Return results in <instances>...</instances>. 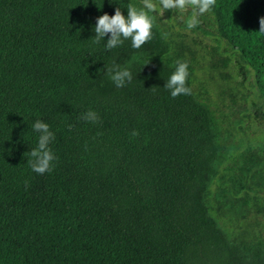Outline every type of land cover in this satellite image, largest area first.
<instances>
[{
  "label": "trees",
  "instance_id": "16d2710c",
  "mask_svg": "<svg viewBox=\"0 0 264 264\" xmlns=\"http://www.w3.org/2000/svg\"><path fill=\"white\" fill-rule=\"evenodd\" d=\"M129 5L141 6L0 0V264H264L263 239L232 238L210 213L221 145L190 60L154 16L139 49L95 42L97 18ZM211 13L264 99V0H216ZM177 61L191 94L173 98ZM37 120L54 135L44 174L29 163Z\"/></svg>",
  "mask_w": 264,
  "mask_h": 264
},
{
  "label": "rangeland",
  "instance_id": "374dc122",
  "mask_svg": "<svg viewBox=\"0 0 264 264\" xmlns=\"http://www.w3.org/2000/svg\"><path fill=\"white\" fill-rule=\"evenodd\" d=\"M152 15L169 34L173 51L194 66L192 88L218 129L220 174L211 187L210 213L230 237L264 240V99L254 70L222 39L211 12L191 30V8Z\"/></svg>",
  "mask_w": 264,
  "mask_h": 264
},
{
  "label": "clouds",
  "instance_id": "9594fccd",
  "mask_svg": "<svg viewBox=\"0 0 264 264\" xmlns=\"http://www.w3.org/2000/svg\"><path fill=\"white\" fill-rule=\"evenodd\" d=\"M216 0H141V6L136 7L129 5L127 15L125 16L121 9L117 7L114 15L104 13L97 18L94 32L96 33V43L106 36V48L113 49L123 43L124 40L130 39L131 46L139 49L142 45L152 39V28L154 25L153 15L162 14L166 10L179 11L183 13L191 8L192 15L186 21L187 29L191 30L199 23L198 17L212 11ZM260 32H264V17L260 18ZM147 64V63H146ZM107 72L113 73V69H107ZM188 77L187 62L177 61L175 71L166 81L164 87L170 90L173 98L180 95H190L191 88L186 86ZM132 74L128 69H116L111 75L112 81L116 87H124L126 82H131ZM82 119L90 122H96L98 117L93 111H88ZM33 129L40 133L38 147L31 150L29 161L32 170L38 174H44L52 170L51 162L55 159L54 154L49 148L50 141L54 138L53 133L49 130V125L41 120L33 124ZM133 136L138 135L133 131ZM27 187V185H26Z\"/></svg>",
  "mask_w": 264,
  "mask_h": 264
}]
</instances>
